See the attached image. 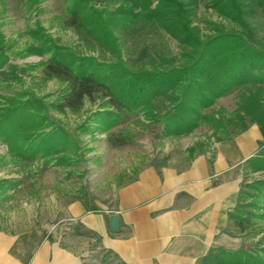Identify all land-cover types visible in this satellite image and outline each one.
<instances>
[{"label": "trees", "instance_id": "16d2710c", "mask_svg": "<svg viewBox=\"0 0 264 264\" xmlns=\"http://www.w3.org/2000/svg\"><path fill=\"white\" fill-rule=\"evenodd\" d=\"M26 1L34 6L38 0ZM201 2L210 3L231 27L210 21L209 33L203 34L194 23ZM69 11L65 26L111 59L99 61L58 45L40 24L30 28L27 34L33 43L18 54L50 55L42 63L45 77L67 87L59 103L48 104L26 92L0 101V137L12 152L23 159L41 153L51 159L66 152L73 144L63 129H54L51 109L76 113L87 99L102 95L109 104L96 113L102 131L116 126L122 111L141 113L150 123L163 124L166 137L185 136L208 123L218 142L232 141L257 125L263 141L246 168L264 172V29L253 18L258 12L264 17V0H71ZM120 35L137 38L136 60L125 57ZM167 35L178 43L177 54L155 39ZM6 46L0 34V66L5 64ZM238 87L247 91L233 114L224 109L206 113ZM188 152L194 158V148ZM243 188L236 208L228 214L234 237L246 233L252 218H264L250 210L254 203H243ZM245 188L264 203V180ZM258 247L236 252L217 249L197 264H264V240Z\"/></svg>", "mask_w": 264, "mask_h": 264}, {"label": "rangeland", "instance_id": "374dc122", "mask_svg": "<svg viewBox=\"0 0 264 264\" xmlns=\"http://www.w3.org/2000/svg\"><path fill=\"white\" fill-rule=\"evenodd\" d=\"M210 6L208 2H201L194 18L202 33H209L210 21L231 27V23ZM70 7L71 0H38L34 6L26 0H0V34L9 45L5 47V64L0 66L1 102L18 92H26L48 104L59 103L66 92L65 83L57 79L48 80L44 75L42 63L50 55L23 57L18 54L33 43L27 31L38 24L56 44L109 62L111 57L105 56L100 47L83 41L73 29L65 26L70 18ZM253 18L256 25L264 29L263 15L258 12ZM120 38L125 57L136 60L140 46L137 38L128 39L123 35ZM155 39L175 54L179 52L178 43L170 36ZM246 89H233L206 113L224 109L227 114H233ZM105 107H109L108 99L98 95L94 100L87 99L84 107L76 113L51 109L50 122L54 129H63L73 144L66 152L51 159L42 158V153L23 159L12 152L0 137V229L10 230L16 222L56 224L62 207L75 199L85 200L92 207L109 205L116 191L133 180L144 166L167 159L185 163L191 159L189 149L194 148L195 156L212 152L220 143L208 123H203L191 134L166 137L163 124H152L143 114L126 111H122L116 126L102 131L96 121V113ZM223 135L221 132L220 136ZM260 180H264V172L251 173L246 168L242 184L246 193L243 203H254L250 210L264 215L262 200L254 199V191L245 188L247 184ZM227 232L232 237L228 251L258 249L259 242L264 240V218H252L250 227L240 237L233 236L232 232H236L233 229ZM112 263L116 264L115 261Z\"/></svg>", "mask_w": 264, "mask_h": 264}, {"label": "crops", "instance_id": "0c3cea01", "mask_svg": "<svg viewBox=\"0 0 264 264\" xmlns=\"http://www.w3.org/2000/svg\"><path fill=\"white\" fill-rule=\"evenodd\" d=\"M262 141L252 125L188 162L144 166L109 205L75 199L56 224L0 229V264H197L211 251L227 250L228 214ZM114 217L118 232L111 230Z\"/></svg>", "mask_w": 264, "mask_h": 264}, {"label": "water", "instance_id": "95a60500", "mask_svg": "<svg viewBox=\"0 0 264 264\" xmlns=\"http://www.w3.org/2000/svg\"><path fill=\"white\" fill-rule=\"evenodd\" d=\"M119 225H120V221L117 217H114L111 221V230L113 232H118L119 231Z\"/></svg>", "mask_w": 264, "mask_h": 264}]
</instances>
